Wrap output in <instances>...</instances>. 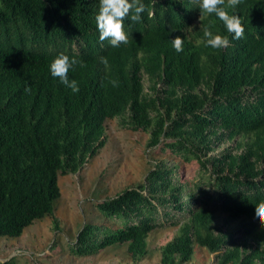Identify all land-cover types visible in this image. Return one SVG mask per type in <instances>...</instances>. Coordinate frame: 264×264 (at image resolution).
I'll return each instance as SVG.
<instances>
[{
  "label": "trees",
  "instance_id": "obj_1",
  "mask_svg": "<svg viewBox=\"0 0 264 264\" xmlns=\"http://www.w3.org/2000/svg\"><path fill=\"white\" fill-rule=\"evenodd\" d=\"M142 3L141 20L124 21L128 43L112 47L99 40V0H0V237L53 216L59 174L79 172L105 146V122L119 118L183 165L158 161L144 183L97 202L106 223L85 224L71 254L127 244L138 261L153 230L179 226L160 264H188L195 245L217 264H264L255 215L264 202V0L228 9L242 20L241 39L202 14L201 0ZM205 28L229 46H206ZM61 53L85 65L68 73L78 92L51 76ZM192 162L198 175L179 179Z\"/></svg>",
  "mask_w": 264,
  "mask_h": 264
},
{
  "label": "rangeland",
  "instance_id": "obj_2",
  "mask_svg": "<svg viewBox=\"0 0 264 264\" xmlns=\"http://www.w3.org/2000/svg\"><path fill=\"white\" fill-rule=\"evenodd\" d=\"M146 88L149 86L144 77ZM106 144L77 173L59 174L60 197L53 216L36 220L19 238L0 237V262L14 258L17 264H160L161 249L177 235L179 226H164L148 236V254L131 259L127 244L114 245L89 256L71 254L79 231L85 224H104L95 204L114 198L129 188L145 182L156 162L183 165L181 160L158 148H148L149 134L121 127L120 119L105 122ZM179 179L198 175L196 162L181 168ZM55 220L59 229L56 230ZM221 221L217 222L220 226ZM188 264H217L215 254L195 245Z\"/></svg>",
  "mask_w": 264,
  "mask_h": 264
},
{
  "label": "clouds",
  "instance_id": "obj_3",
  "mask_svg": "<svg viewBox=\"0 0 264 264\" xmlns=\"http://www.w3.org/2000/svg\"><path fill=\"white\" fill-rule=\"evenodd\" d=\"M240 0H201L202 14H214L225 25L227 32L234 34V39H241L244 35V27L240 17L230 14L228 9L234 8ZM146 11V6L142 0H99L98 14L96 15V25L99 33V40H109L112 47H119L121 43H128V34L124 30V21L128 18L133 23L141 20V14ZM149 15H153L149 12ZM206 38V46L213 49H223L229 46V38L225 35L214 34L210 28L203 30ZM184 39L177 36L172 40V46L176 52H182ZM102 63H107L106 58H101ZM85 67L82 61L75 56L69 57L61 53L50 63V73L53 78H58L60 83L70 88L74 93L79 91L77 81L70 80L68 73L75 66ZM113 86L116 82L113 81ZM30 92V88L25 89ZM255 215L261 224H264V202L255 206Z\"/></svg>",
  "mask_w": 264,
  "mask_h": 264
}]
</instances>
